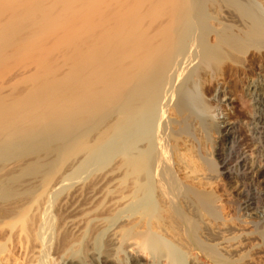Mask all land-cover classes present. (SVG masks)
<instances>
[{"label":"bare ground","instance_id":"bare-ground-1","mask_svg":"<svg viewBox=\"0 0 264 264\" xmlns=\"http://www.w3.org/2000/svg\"><path fill=\"white\" fill-rule=\"evenodd\" d=\"M19 3L0 62L61 35L0 86V264H252L250 224L259 259L264 0Z\"/></svg>","mask_w":264,"mask_h":264},{"label":"rangeland","instance_id":"rangeland-1","mask_svg":"<svg viewBox=\"0 0 264 264\" xmlns=\"http://www.w3.org/2000/svg\"><path fill=\"white\" fill-rule=\"evenodd\" d=\"M0 1H1V2H0V10H1L2 8L4 9V7L6 8L7 5H10L11 8H14V7L17 5V2H18V5L20 4L19 1H21V0H19V1H18V0H0ZM22 1H23V0H22ZM5 5H6V6H5ZM3 6H4V7H3ZM5 12L7 13V10H6ZM5 12H4V14H5ZM8 13H9V12H8ZM8 13L6 14V15H8V17H6V19L10 17V15H9ZM10 14H11V13H10ZM0 18H1V17H0ZM4 19H5V17H2V20L0 19V21H3ZM6 19H5V20H6ZM5 20H4V21H5ZM4 21H3V22H4ZM31 30H33V29H31ZM54 30H55V29H54ZM54 30H53V32H52V30H50L51 32L48 31V32L51 33V34L49 33L50 35L48 34V36H46V37L43 36V37H44V38H43V42L41 41V40H42V38H41L40 41L42 42V44H41V42H39L38 40H37L38 42L34 43V45L36 44L35 46H36V48L38 49V51L40 50L39 52H42L40 55H42L43 53H46V52L48 51V50L46 51V49H47L50 45L54 47L53 44H55V43H52V41H53V42H55V41L53 40V38H54V39H57L56 36H57V35H58V36L61 35V34H60L61 31H60L59 29H58V30H55V32H54ZM28 31L30 32V30H27V32H28ZM29 32H28V33H25V32H24V34L28 35ZM46 32H47V31H46ZM30 33H31V32H30ZM44 39H45V40H44ZM56 42H57V40H56ZM43 44H44V45H43ZM48 44H49V45H48ZM34 45L27 46V49H26V50H24V49L26 48V46H21V45H20V47H21L23 50H21V48H20L19 46H16V47H9V49H6L7 51H6V53H5V57H4V58H8V57L10 58L11 56H12V57L10 58L11 60H10V59H8V60L6 59V61H1V62H0V67H1V68H0V86H1V84L4 83L2 86L5 87V91H6L7 89L9 90V91L7 90L8 92H5V91L3 90V91L5 92V94H6V95H4V96H7V94H8L7 98L10 96L9 93L11 94V96H10L8 99H12V98H14L15 96L17 97L18 94H19L20 92H22V90H25V89H26V87H23V86L25 85V84L23 85V83H24L23 81H22L23 83L21 82L20 85H19L18 83H19L21 80H23V79L25 78V75H26V74H27L26 76L29 75V71H30V70H31L30 73H33V72L36 73V71H37V70L34 71V67H36V69L38 68V65H37L38 62H35L33 59L31 60V61H34V62L36 63L35 66H34V64H33L32 62H28V63H27V61H29V60H27V59H29V58H30V57L36 52V49H35V46H34ZM45 45H48V46H45ZM44 46H45V47H44ZM29 47L35 49V51H34L33 49H32L33 51H31V48H29ZM10 48H11V49H10ZM12 48H13V49H12ZM15 48H16L15 51H18V50H17L18 48L21 50V51L19 50V51H20V52H18L19 54H18V53H15V51H14ZM28 48L30 49L29 51H27ZM45 48H46V49H45ZM51 48H52V47H51ZM51 48L49 47V50H50ZM12 50H13V51H12ZM44 50H45L46 52H45ZM9 51H10L11 53L14 52V53L18 56V58L16 57L15 54L12 55ZM8 52H9V53H8ZM31 52H34V53H32V55H31ZM37 53H38V52H37ZM37 53H36V54H37ZM49 53H50V52H49ZM49 53H48V54H49ZM46 54H47V53H46ZM54 54H55V53H54ZM19 55H20V58H19ZM30 55H31V56H30ZM38 55H39V53H38ZM38 55H37V56H38ZM55 55H57V54H55ZM55 55H54V56H55ZM26 56H27L28 58H25V60H24V57H26ZM33 56H34V57H37L35 54H34ZM43 56H44V55H43ZM54 56H53V57H54ZM13 57H14V59H12ZM21 57H22L23 60L21 59ZM34 57H32V58H34ZM41 57H42V56H41ZM56 57H59V56L57 55ZM13 60H15V61H13ZM17 60H22V61H24V62L26 61L27 64L24 65V64H25L24 62H21V61L19 62V61H17ZM8 61H12V62H9V64H7ZM2 62H3V64H2ZM6 62H7V63H6ZM4 63H5V64H4ZM15 63H16V65H17V64H18V65L16 66ZM6 64H7V65H6ZM38 64H39V63H38ZM1 65H3V66H1ZM5 65H6V66H5ZM20 65L23 67V69H22V67H21ZM11 66H12V67H11ZM3 67H4V68H3ZM5 67H6V68H5ZM3 69H4V70H3ZM24 69H25V70L27 69L26 71L29 70L28 73H27L26 71L24 72ZM1 70H2V72H1ZM5 70H6V71H5ZM19 71H20V72H19ZM5 72H6V73H5ZM7 72H8V73H7ZM22 72H23V75L26 73V74L24 75V77H23V75H22ZM18 75H20V76H18ZM21 75H22V77H21ZM18 78H20V80H19ZM22 78H23V79H22ZM12 79H13V80H12ZM17 80H19V82H18ZM4 81H5V82H4ZM2 82H3V83H2ZM17 82H18V83H17ZM10 85H11V87H10ZM13 85L16 86V89L20 90L19 92L17 91V94H12V93H11V92H15V91H14L15 86H14V88H13V87H12ZM18 85H19V87H17ZM2 86H1V87H2ZM6 86H7V88H6ZM25 86H26V85H25ZM4 87H3V89H4ZM12 88H13V89H12ZM20 88H21L22 90H21ZM23 88H25V89H23ZM223 88H224V87H222L221 85H219V86L217 87V89H216L217 91L213 94V96H216L215 94H218V95L220 96V98H219L218 95H217L216 97H213V96H212L213 98H212V97L210 98V99H212V100L215 99V100H214V103L217 102L218 105H220V104L227 105V103H225V100H224L225 98L222 96V95L224 94V92H225V88H224V89H223ZM16 89H15V90H16ZM218 89H219V90H218ZM3 91H2V92H3ZM218 91H219V92H218ZM220 91H221V92H220ZM223 91H224V92H223ZM3 94H4V93H3ZM12 95H13V97H12ZM221 97H222V98H221ZM218 99H220V100L223 99V100L220 101V100H218ZM218 101H220V102H218ZM221 102H222V103H221ZM223 105H222V106H223ZM222 106H220V107L222 108ZM235 106H237V104H235ZM230 107H233V106H230ZM230 107H229V108H230ZM221 108H219V109H220V110H219L220 113L218 112V114H220V118H223V117L225 116L226 113L222 112L223 108H222V110H221ZM221 113H222V114H221ZM232 113H233V111H232ZM114 164H115V163H114ZM112 166H113V165H112ZM110 168H111V167H110ZM110 168H109V169L107 168L108 170L106 169V171H109ZM112 169H113V168H112ZM112 169H111V170H112ZM106 171L104 172L105 174L107 173ZM243 208H244V206H243ZM262 210H263V207L261 206V207L259 208V212H262ZM246 227H247V228H246ZM240 228L242 229V231H243L244 233L246 232L247 234H249V236H248L249 238L246 239V241H245V242H246V246H244V247H245V248H246V247H249L250 250H249L248 248H246V250L248 249L247 251H251V253L253 252V257L255 258V259H253V260H254L255 262L252 260L251 263H252V264H264V254L259 255L260 258L258 259V257H257L258 255H255V254H254V253H256V250H255L256 248L253 249V247H252V246L255 244V242H254V244H253V241H254V239H255V235H252V234L250 235V233H252V230H254L253 225H251V224H250V225H243V226L240 227ZM249 229H251V230H249ZM246 233H245V234H246ZM246 238H247V237H246ZM105 239H106V238L103 239V242H102V243H104ZM168 239H170V238H168ZM247 241L249 242L250 245L248 244ZM247 244H248V245H247ZM254 255H255V256H254ZM143 259H144V260H143L144 263H147V261H148V263H149V262L151 261L150 257H149L147 260H146V258H144V257H143ZM256 260H257V261H256ZM88 261H89V260H88ZM88 261H87V262H88ZM53 262H54V260H53ZM53 262H52V264H54ZM55 264H58V261H57V262L55 261ZM88 264H89V262H88ZM90 264H91V263H90Z\"/></svg>","mask_w":264,"mask_h":264}]
</instances>
